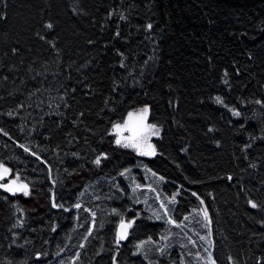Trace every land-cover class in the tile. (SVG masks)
Segmentation results:
<instances>
[{"label": "trees", "instance_id": "obj_1", "mask_svg": "<svg viewBox=\"0 0 264 264\" xmlns=\"http://www.w3.org/2000/svg\"><path fill=\"white\" fill-rule=\"evenodd\" d=\"M142 106L152 157L113 137ZM0 165V264H183L143 170L216 264H264V0H0Z\"/></svg>", "mask_w": 264, "mask_h": 264}, {"label": "rangeland", "instance_id": "obj_2", "mask_svg": "<svg viewBox=\"0 0 264 264\" xmlns=\"http://www.w3.org/2000/svg\"><path fill=\"white\" fill-rule=\"evenodd\" d=\"M145 107L149 109V111L146 114L145 123L148 125H152L149 122V117H150L149 106L139 107L138 109L134 110L131 113L139 114L140 110ZM127 122H128V116L125 119V121L122 122L120 125L123 126ZM156 128L159 129V134L152 135L147 140V143L153 146L154 154L156 153L154 140L158 139L161 136V129L157 126ZM122 135L124 137H128L131 135V133L128 131H124ZM113 137L115 141L118 138H120V134L117 133L115 128L113 130ZM123 144L124 142H122L119 146H123ZM127 148L134 150L140 156H148V157L154 156V154L151 155L142 154V150L143 151L148 150L146 147L143 149H137L134 147H127ZM2 168H6V167L2 166L0 167V170H2ZM142 173L144 176V181L146 182L145 184L142 183L141 180L135 176V174H131L129 171H125L121 175V177L126 183H128L129 189L131 191V195L138 194L141 192V189H144L145 196L141 199V201L144 204H151V205L158 203V208H156L159 210L158 215L163 214L162 219L166 224H169L170 226L169 227L170 231L167 235V238L163 240L165 245L171 247L174 243L175 244L177 242L180 243L179 252L182 257L183 264H216L213 258L211 225L206 209L204 208L198 212L193 213L189 218L186 219V221H184L181 225H178L179 223H177L173 217V212H174L173 209L177 204L178 194H174L172 196L164 194L162 188H163V183L165 181L162 177L155 175L154 173L148 170H143ZM13 180H16L17 184H23L17 177H13L11 175V172L9 171V173L5 175L3 179H0V185L10 184L11 181ZM0 189L5 193L12 195L21 193V192H16L15 194H13L11 192H8L3 187H0ZM205 213H207V216H205ZM122 222L129 223L131 222V220L126 217L125 220ZM168 237H174L175 242L170 243L168 241Z\"/></svg>", "mask_w": 264, "mask_h": 264}, {"label": "snow or ice", "instance_id": "obj_3", "mask_svg": "<svg viewBox=\"0 0 264 264\" xmlns=\"http://www.w3.org/2000/svg\"><path fill=\"white\" fill-rule=\"evenodd\" d=\"M49 28L52 27L51 24L48 25ZM152 27L151 24L148 25V28L150 29ZM219 101V98H217ZM222 102V101H219ZM149 111L147 107L140 110L139 114L129 113L128 115V122L125 123L123 126L120 124L115 125V130L118 134H120V138H118L115 142L116 144L120 145L122 142H124L123 146L125 147H134L137 149H143L147 148V151L142 150V154L145 155H151L154 154V148L152 145L147 143V140L152 135H158L159 129L156 128L155 125H148L145 123L146 114ZM235 115H239V113H234ZM124 131H128L131 133L130 136L124 137L122 133ZM96 164L100 163V159L97 158L95 160ZM2 167V166H0ZM8 168H2L0 170V179H3L5 175L9 173ZM0 187L5 188L8 192H11L15 194L16 192L24 193L25 195L28 194V185L27 184H17L16 180L11 181L10 184H4L0 185ZM253 207H256L255 204L252 205ZM53 207H57L55 203H53ZM79 207V205H77ZM205 216H207V213H205ZM132 222H129L128 224H125L121 222V232L119 233V239H125L126 238V229L131 226Z\"/></svg>", "mask_w": 264, "mask_h": 264}, {"label": "water", "instance_id": "obj_4", "mask_svg": "<svg viewBox=\"0 0 264 264\" xmlns=\"http://www.w3.org/2000/svg\"><path fill=\"white\" fill-rule=\"evenodd\" d=\"M123 223L128 224V223H126V222H123ZM120 225H121V223H120L119 226H118V235H119V233L121 232V227H120ZM129 230H130V227H128V228L126 229V238H125V239H120V240H122V241H126V240H127Z\"/></svg>", "mask_w": 264, "mask_h": 264}]
</instances>
